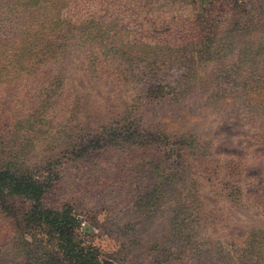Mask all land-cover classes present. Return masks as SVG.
I'll use <instances>...</instances> for the list:
<instances>
[{
    "label": "rangeland",
    "instance_id": "obj_1",
    "mask_svg": "<svg viewBox=\"0 0 264 264\" xmlns=\"http://www.w3.org/2000/svg\"><path fill=\"white\" fill-rule=\"evenodd\" d=\"M147 1H172L201 34L172 26L126 67L188 89L138 111L124 87L82 74L83 53L57 61L49 76L65 67L77 85L68 125L33 130L38 91L22 97L14 134L0 128V264H264V126L248 120L255 102L264 116V84L238 101L229 73L257 53L264 65V0ZM83 27L65 21L48 53ZM41 210L64 214L65 229Z\"/></svg>",
    "mask_w": 264,
    "mask_h": 264
},
{
    "label": "trees",
    "instance_id": "obj_2",
    "mask_svg": "<svg viewBox=\"0 0 264 264\" xmlns=\"http://www.w3.org/2000/svg\"><path fill=\"white\" fill-rule=\"evenodd\" d=\"M145 1L148 2L1 0L0 128L14 134L15 124L19 121L17 110L22 97L28 93L32 99L38 91L40 95L46 91L48 96L42 102L38 120L33 123V130L54 129L57 133L60 128L67 126L68 117L75 104L76 80L72 79L65 67L61 68L58 75H49L55 73L53 68L57 61H64L77 52L83 53L82 74L93 78L100 76L124 87L138 111L145 106L157 105L161 101L178 102L188 89L185 83L178 82L174 87H164L165 85L156 83L161 81L163 76L157 74L159 70L146 68L143 75H138L131 67H126V61L145 46L162 42L161 38L168 35V29L172 30V26L177 31L183 28V35L186 36L184 38L194 40L195 36L201 34V31L197 30L200 23H196L199 18H184L176 7L168 10L167 6H171L172 1L163 2L157 11L150 9ZM177 4L180 5L179 1ZM65 21L66 24L80 21L85 23V27L77 34V38L70 40L60 54H49L48 47L60 35ZM204 27V33L211 32L212 20L204 22ZM259 54L254 55V59L257 58L258 61L254 60L251 67L245 70L236 68L235 71L238 72L235 75L229 72L230 70L227 71L233 75L230 85L238 101L264 84V65L261 64ZM250 106L249 123H252V118L256 120L257 125L264 126V116L258 117L253 110L258 108L259 104L255 102ZM128 116L132 118L136 114L129 112ZM130 135L145 137L144 134ZM261 138L264 139V136ZM6 175L7 164L0 160V193L4 190L2 181ZM37 216L40 220H48L63 230L69 221L64 214L52 215L46 210L39 211Z\"/></svg>",
    "mask_w": 264,
    "mask_h": 264
}]
</instances>
